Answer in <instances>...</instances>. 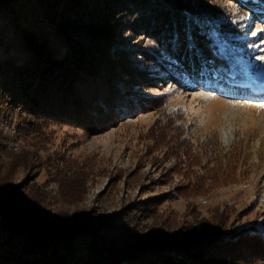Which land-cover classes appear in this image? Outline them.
Wrapping results in <instances>:
<instances>
[{"label": "trees", "instance_id": "16d2710c", "mask_svg": "<svg viewBox=\"0 0 264 264\" xmlns=\"http://www.w3.org/2000/svg\"><path fill=\"white\" fill-rule=\"evenodd\" d=\"M251 19L264 22V0H0V129L46 142L50 126L98 134L152 112L157 119L143 138L148 153L173 162L163 184L180 179L166 195L70 234H54L56 218L39 190L22 207L0 205V264H264V229L229 234L237 220L230 208L206 218L194 201L244 178L245 160L215 131L193 140L185 113L170 110L164 92L252 98L239 52L248 47L242 22ZM0 196L13 198L4 185ZM176 199L187 201L193 219L176 226L179 235L118 251L116 234Z\"/></svg>", "mask_w": 264, "mask_h": 264}, {"label": "rangeland", "instance_id": "374dc122", "mask_svg": "<svg viewBox=\"0 0 264 264\" xmlns=\"http://www.w3.org/2000/svg\"><path fill=\"white\" fill-rule=\"evenodd\" d=\"M242 23L246 27L242 39L248 41L246 52L239 51L242 80L251 87L252 98L222 96L204 89H164L170 94L169 109L185 113L193 140L215 131L226 150L238 148L245 160L241 168L244 178L194 199L202 217L208 218L216 207L230 208L237 220L229 234L252 227L264 229V22L251 19ZM156 119L152 112L139 113L98 134L69 125L50 126L46 142L0 129V140L4 137L6 144L0 151V185L13 197L0 196V205L22 207L39 190L45 194L43 206L56 218L54 234H70L121 217L127 207L166 195L180 179L163 184L162 173L173 162H155L148 153L144 133ZM154 217L140 216L132 230L116 234L118 251L130 253L171 242L179 235L176 226L193 220L183 199L159 206ZM123 223L116 225L122 229Z\"/></svg>", "mask_w": 264, "mask_h": 264}, {"label": "bare ground", "instance_id": "6f19581e", "mask_svg": "<svg viewBox=\"0 0 264 264\" xmlns=\"http://www.w3.org/2000/svg\"><path fill=\"white\" fill-rule=\"evenodd\" d=\"M202 204H207V201H206V200H203V201H202Z\"/></svg>", "mask_w": 264, "mask_h": 264}]
</instances>
